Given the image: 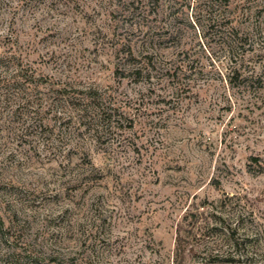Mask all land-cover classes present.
Listing matches in <instances>:
<instances>
[{
	"label": "rangeland",
	"instance_id": "rangeland-1",
	"mask_svg": "<svg viewBox=\"0 0 264 264\" xmlns=\"http://www.w3.org/2000/svg\"><path fill=\"white\" fill-rule=\"evenodd\" d=\"M131 1L0 0V264H264V0Z\"/></svg>",
	"mask_w": 264,
	"mask_h": 264
},
{
	"label": "trees",
	"instance_id": "trees-1",
	"mask_svg": "<svg viewBox=\"0 0 264 264\" xmlns=\"http://www.w3.org/2000/svg\"><path fill=\"white\" fill-rule=\"evenodd\" d=\"M109 2L113 3V1ZM112 5L114 6V4ZM21 61L22 60L19 56L11 52H5L4 55L0 56V88H2L6 93L4 94L5 96L9 95L11 97L10 94H12V98H14L13 103L18 107L20 102H23L26 106L32 107V98L35 96L33 93L36 90L37 84H39V82L46 83L47 80H42V77L39 78V76L37 77L35 71L30 66L23 65ZM148 64L149 63L147 62L146 65ZM133 73L140 77L141 69H135ZM53 86L54 85L52 83L50 85V89L57 93L56 90H54ZM62 96L65 97L64 94ZM63 97L61 99H63ZM17 102L19 103L17 104ZM80 112L85 113L86 111L85 109H82ZM33 114L36 115L37 111H33ZM90 123L91 122H89L88 124Z\"/></svg>",
	"mask_w": 264,
	"mask_h": 264
}]
</instances>
